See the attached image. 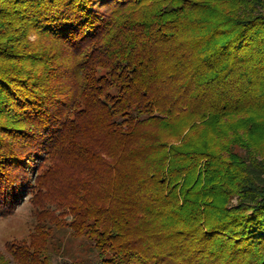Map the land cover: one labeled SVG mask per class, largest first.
Here are the masks:
<instances>
[{
	"label": "trees",
	"instance_id": "16d2710c",
	"mask_svg": "<svg viewBox=\"0 0 264 264\" xmlns=\"http://www.w3.org/2000/svg\"><path fill=\"white\" fill-rule=\"evenodd\" d=\"M24 201L17 264L61 229L75 264H264V0H0V220Z\"/></svg>",
	"mask_w": 264,
	"mask_h": 264
},
{
	"label": "rangeland",
	"instance_id": "374dc122",
	"mask_svg": "<svg viewBox=\"0 0 264 264\" xmlns=\"http://www.w3.org/2000/svg\"><path fill=\"white\" fill-rule=\"evenodd\" d=\"M35 224L36 219L33 217L32 207L28 201L20 204L14 215L0 220V251L8 260V264L17 263L7 252L6 243L13 239L28 240ZM53 233L55 241L60 240V248L58 253H53L51 264H75L78 260L87 259L91 256L90 252L87 251V244L84 239L72 238L67 229L54 230Z\"/></svg>",
	"mask_w": 264,
	"mask_h": 264
}]
</instances>
